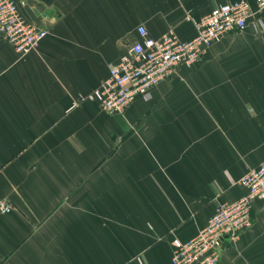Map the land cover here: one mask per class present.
Instances as JSON below:
<instances>
[{"label":"crops","instance_id":"obj_1","mask_svg":"<svg viewBox=\"0 0 264 264\" xmlns=\"http://www.w3.org/2000/svg\"><path fill=\"white\" fill-rule=\"evenodd\" d=\"M23 1L47 35L23 55L0 38V199L13 204L0 215V264H171L264 161V29L224 35L109 114L75 102L139 25L190 39L194 20L233 0ZM250 217L219 264H264V200Z\"/></svg>","mask_w":264,"mask_h":264},{"label":"built area","instance_id":"obj_2","mask_svg":"<svg viewBox=\"0 0 264 264\" xmlns=\"http://www.w3.org/2000/svg\"><path fill=\"white\" fill-rule=\"evenodd\" d=\"M24 1L0 0V38L20 54L35 49L47 35V29L26 21L19 12ZM218 3L194 20L195 34L182 40L172 29L160 36L149 34L144 25L137 27L138 38L128 51L108 68L107 76L88 94L79 98L96 101L109 114H123L137 95L149 97L150 90L172 75L178 65L191 67L206 49L224 35L237 32L251 23L254 32L264 29V0ZM246 193L232 202H218L212 216L191 238L173 249L171 264H219L225 241H235L251 225L250 203L264 200V161L248 169L238 180ZM13 204L0 199V215Z\"/></svg>","mask_w":264,"mask_h":264}]
</instances>
